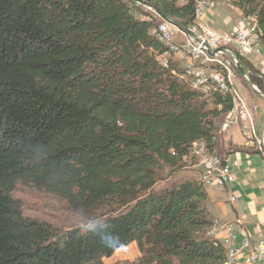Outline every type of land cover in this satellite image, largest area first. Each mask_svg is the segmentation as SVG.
Here are the masks:
<instances>
[{"label": "trees", "instance_id": "trees-1", "mask_svg": "<svg viewBox=\"0 0 264 264\" xmlns=\"http://www.w3.org/2000/svg\"><path fill=\"white\" fill-rule=\"evenodd\" d=\"M155 1L193 25V3ZM231 1L255 17L264 46V0ZM138 2L153 6L0 0V264H102L131 242L141 253L134 264L225 261L224 246L208 235L213 219L199 178L152 187L164 167L181 168L193 142L213 150L215 123L231 97L191 89L179 62L159 60L165 47L150 33L158 21L139 12ZM250 77L262 90L264 81ZM28 181L75 208L126 209L95 222V232L57 231L24 216L12 198L16 183ZM109 234L119 236L118 246L101 243Z\"/></svg>", "mask_w": 264, "mask_h": 264}, {"label": "rangeland", "instance_id": "rangeland-1", "mask_svg": "<svg viewBox=\"0 0 264 264\" xmlns=\"http://www.w3.org/2000/svg\"><path fill=\"white\" fill-rule=\"evenodd\" d=\"M223 2V4H221ZM212 9L205 11V19L209 20V25L215 29V31L220 33H225L234 25V18L242 17V11L235 6L231 0H222L217 2ZM145 6H143L144 8ZM139 12H143L142 7H139ZM146 8V7H145ZM138 11L134 10V14L140 17ZM244 17V16H243ZM229 19H232L229 21ZM254 16L245 18L247 22L250 23V28L254 31ZM253 21V22H252ZM174 29V28H172ZM257 36V35H256ZM182 37L181 34H175V39ZM258 39V36H257ZM259 40V39H258ZM260 44V41H259ZM235 46V44H233ZM261 57L255 56L252 54L248 55V58L258 62L260 68H263L264 60V47L261 46ZM251 78V77H250ZM234 89L236 88L237 96L241 99L248 100V93L251 94L254 101L257 103V117L255 121L257 132L260 131L261 118L264 112V101L255 96L246 86L245 82L239 76V72L236 73L234 78ZM258 88V86H257ZM260 89V88H259ZM264 90V86L262 88ZM220 118L216 121V130H215V147L213 148L215 153L223 156L225 153L230 152L231 150H239L244 148L242 145L241 137L237 131V128H232V140L241 142H228L227 137L230 136V133L218 129L219 123H221ZM259 145V143H255ZM260 150L263 153L262 147H253ZM264 156V153L262 154ZM231 157H234L232 154ZM250 161L248 165L255 169L257 176L259 177L256 184L258 185L257 189L254 190V194L249 193L248 188H243L242 198L235 199L232 203L228 201V193L223 190L216 189V194L219 198V204L212 203L207 200L205 206L209 209H212L221 223L233 222L234 220V207L239 208L241 211H246L245 201L251 196L257 198H264V158L259 153H251ZM199 159L202 160V156L199 154L195 155L191 153L185 159V162L178 171H171L169 168L164 167L160 173V179L154 184L152 190H160L163 188H168L172 185H175L184 179L198 177L201 166L199 165ZM248 183V182H247ZM251 183H248L245 187H250ZM229 185V183L227 184ZM227 185H221V187H226ZM210 188V187H209ZM210 192H213V189H208ZM214 193V192H213ZM12 198L18 201L20 205L21 213L29 218L36 219L40 222L49 223L57 231H65L71 228L79 227L81 229H86L84 225L88 222H99L106 218L109 215H114L126 209V206H119L115 204L110 205H97L92 209H83L75 208L70 203H68L63 198L56 195L50 189L36 185L30 181L26 183L17 182L15 188L11 192ZM248 197V198H247ZM216 209V210H215ZM210 230V228L208 229ZM141 257V253L138 250V247L135 242H131L125 246L117 248L112 255L107 257H102V264H134Z\"/></svg>", "mask_w": 264, "mask_h": 264}, {"label": "built area", "instance_id": "built-area-1", "mask_svg": "<svg viewBox=\"0 0 264 264\" xmlns=\"http://www.w3.org/2000/svg\"><path fill=\"white\" fill-rule=\"evenodd\" d=\"M190 2L194 6V18H201V25L189 27L196 33L199 41H196L170 24L159 15L154 6L143 8V3L141 2H138L137 6L143 8V12L147 14L145 16L155 17L159 23L164 25L163 35L167 41V52L163 53H167L170 56L171 52H178L184 59L183 65H188L194 70H200L199 80H209V78L220 79L222 83H225L226 88V81L234 82V78L238 72L237 62L231 60L220 48L229 47L236 53L239 52L244 56L252 54L261 57L259 40H254L253 29L250 28V23L242 16L235 26L225 32L234 34L235 46L221 43V35L224 33L212 29L207 25L204 18L205 11L213 7L193 2V0H177L179 4ZM176 32L182 35L183 39L181 41L175 39ZM262 61L264 69V60ZM259 75L264 76L262 73ZM235 91L237 92L236 88ZM240 107L242 109L241 122H234L231 116L225 120V129L223 131L229 129L230 126H237L246 146L262 147L264 124L263 132L259 135L255 125L258 110L257 103L254 100L246 101L241 98ZM249 135H258L259 145H251ZM201 147L206 148L204 141ZM192 153L195 155V150ZM224 155L225 162L223 163H215L213 158L211 160L199 159L201 169L198 178L206 187H221V179H229V190L226 191L229 193L228 201L232 203L237 197L236 193L231 190V186L235 181V169L238 167L239 161L231 159L227 154ZM221 229L223 230V235L219 239L225 240L230 248V262L228 264H264V238L253 239L248 233L239 237L240 229L237 223H223L221 224Z\"/></svg>", "mask_w": 264, "mask_h": 264}, {"label": "crops", "instance_id": "crops-1", "mask_svg": "<svg viewBox=\"0 0 264 264\" xmlns=\"http://www.w3.org/2000/svg\"><path fill=\"white\" fill-rule=\"evenodd\" d=\"M241 19L240 18H234V25H232L231 27H229L228 29H231L233 26H235L237 24V22ZM232 19H229V21ZM207 25H209V20L205 19ZM210 26V25H209ZM211 27V26H210ZM212 28V27H211ZM213 29V28H212ZM215 30V29H214ZM183 38L182 37H178L176 40L181 41ZM264 47V46H263ZM248 58V55L246 56ZM173 61H177L179 62V64L182 66L184 64V59L182 57V55L180 54H174L172 57ZM253 66L258 69L260 71V73H262V75H264V69L259 67V63L255 62V60H252L251 58H248ZM258 63V64H257ZM234 84V82H233ZM254 100L251 96V94L248 93V100L247 101H251ZM263 124H264V112L261 118V126H260V131H259V135H261V133L263 132ZM237 128V131L241 137V141H242V145H244V148H241L239 150H231L230 152H227L225 154H227L231 159H237L239 161V165L238 167L235 169V181L231 186V190H233L237 197L236 199H240L242 198V193H243V188H248V192L254 194V190L257 189L258 185L256 184V182L259 180L256 171L254 168L250 167L248 165V162L250 161V155L251 153H258L255 151V148L253 147H248L244 144L243 138L239 132V129L237 126H230L229 129H227V131L230 133V136L227 137L228 142L232 141V142H236V143H241V142H237V141H233L232 140V134L231 131L232 128ZM256 137H259L258 135H255ZM232 154L234 155V157H231ZM260 154V153H259ZM263 157L262 154H260ZM250 184V187H245L246 185H248V183ZM213 189V192H210L208 189ZM206 187V191H207V200L211 201L212 203L215 204H219V198L218 195L215 193L216 189L223 190L224 192L228 193L229 190V185H227L226 187H218V186H213V187ZM229 195V193H228ZM248 198V197H247ZM206 200V202H207ZM245 205L247 208H245L246 210H248V212L246 211H241L239 210V208H235L234 207V220L232 223H237L238 227H239V237H241L243 234L248 233L253 239H262L264 238V198H257L255 197H249L246 201H245ZM206 208L208 209V211L210 212L212 219H213V225L210 227V230H208V235L210 237L213 238H221L223 235V230L221 229V223L220 220L218 219V217L216 216L215 212L212 209H209L207 206ZM216 210V209H215ZM225 223V222H224ZM210 232H212V234H209Z\"/></svg>", "mask_w": 264, "mask_h": 264}, {"label": "bare ground", "instance_id": "bare-ground-1", "mask_svg": "<svg viewBox=\"0 0 264 264\" xmlns=\"http://www.w3.org/2000/svg\"><path fill=\"white\" fill-rule=\"evenodd\" d=\"M193 2H199L203 5H209L210 7H214L217 2L213 0H193ZM146 8H150L151 6L143 4ZM144 7V8H145ZM150 18V17H149ZM193 25H201V18H194ZM252 29V28H251ZM150 33L155 36L158 41L163 43L165 49L160 53L157 57L159 60L167 65L170 60L173 61L172 57L174 54H178V52H171L170 56L167 53V41L166 37L163 35L164 33V25L157 22L156 25H154L150 29ZM253 37L254 40H258L256 33L253 31ZM221 43L226 44L228 46H234L235 44V36L232 33H224L221 35ZM182 69L184 71V78L187 81L188 86L191 89L197 90L203 94L211 95V93L218 91L223 94H227L231 97V108L226 111V113L223 115L222 121L220 123V130L225 129V120L229 119L231 116L234 119V122H241L242 117V109H241V99L237 96L236 91L234 89L233 81H226V88L225 83H222L220 79L216 78H209V80H199L200 78V70H194L192 67L188 65H182ZM249 142L251 145H255V143H259V137H256L255 135H249ZM203 146V141H195L192 143V150H195L196 154H199L202 156V160H211L213 158L215 163H223L225 162V155L220 156L219 154L215 153L214 149L209 150L206 143L205 147ZM264 153V152H263ZM229 183V179H221V185H227ZM210 234V233H209ZM218 239L221 244L225 248L226 253V259L222 264H228L230 262V248L225 240ZM219 242V243H220Z\"/></svg>", "mask_w": 264, "mask_h": 264}, {"label": "water", "instance_id": "water-1", "mask_svg": "<svg viewBox=\"0 0 264 264\" xmlns=\"http://www.w3.org/2000/svg\"><path fill=\"white\" fill-rule=\"evenodd\" d=\"M149 3H151L159 15L163 17L165 20H167L170 24L178 28L180 31L184 32L185 34L191 36L196 41H199L198 36L196 33L190 29L188 26L184 25L182 22L177 20L176 18L169 15L166 10L162 7V5L155 1V0H147ZM220 50H223L224 53L231 59L235 60L237 62V69L239 72V76L242 78V80L245 82L247 88L258 98H260L262 101H264V90H261L257 88V86L252 82L250 75L260 77L264 81V77L260 76L257 72L251 69V67L242 59L240 58L237 53L229 48V47H222ZM262 149L264 152V137L262 142Z\"/></svg>", "mask_w": 264, "mask_h": 264}, {"label": "clouds", "instance_id": "clouds-1", "mask_svg": "<svg viewBox=\"0 0 264 264\" xmlns=\"http://www.w3.org/2000/svg\"><path fill=\"white\" fill-rule=\"evenodd\" d=\"M84 227L89 232H95L97 225L93 222H88L84 225ZM101 243L108 247L118 246L120 244V238L117 234H109L101 237Z\"/></svg>", "mask_w": 264, "mask_h": 264}]
</instances>
